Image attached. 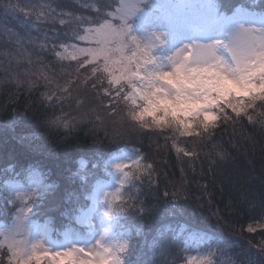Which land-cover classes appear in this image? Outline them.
Masks as SVG:
<instances>
[{
    "label": "trees",
    "instance_id": "16d2710c",
    "mask_svg": "<svg viewBox=\"0 0 264 264\" xmlns=\"http://www.w3.org/2000/svg\"><path fill=\"white\" fill-rule=\"evenodd\" d=\"M212 1L229 18L238 8L264 13V0ZM88 2L94 5L85 6ZM115 4L116 0H0V209L11 198L9 181L42 171L61 189L39 198L30 218L50 220L59 234L72 227L77 206L90 204L87 196L93 185L109 177L106 163L111 155L134 146L155 169L151 189L132 188L133 201H143V210L140 204L130 205L121 215L120 224L135 233L137 264L184 261L182 243L192 233L203 239L200 249L212 253L213 264H264L260 102L249 110L256 123L228 109L234 125L222 122L206 144L197 137H180L172 129L133 131L127 119L129 104L117 103L114 90L112 97L103 95L108 74L98 71L92 76L98 64L84 57H55L60 44L80 41L86 25L110 18ZM86 79L97 82V89L87 87ZM125 91H130L128 85ZM58 117L71 126L50 123ZM178 148L194 149L197 155L185 156ZM220 151L226 160L215 155ZM70 170L75 175L71 185ZM66 191L73 197L66 198ZM166 191L178 196H166ZM12 219L13 214L0 213V221ZM164 243L168 247L160 255ZM9 259L8 249H1L0 264H9Z\"/></svg>",
    "mask_w": 264,
    "mask_h": 264
},
{
    "label": "snow or ice",
    "instance_id": "6c2138e0",
    "mask_svg": "<svg viewBox=\"0 0 264 264\" xmlns=\"http://www.w3.org/2000/svg\"><path fill=\"white\" fill-rule=\"evenodd\" d=\"M146 0H116L112 11L108 14L114 19L105 20L97 25L96 28H89L87 32L93 36L103 37L106 41H110L116 46L117 51L121 53V62L125 65L123 73L120 76L113 75L109 72L108 64L105 63L103 68L94 67L92 69V76H95L98 71H103L108 74V85L103 89V95L112 97V91H115V96L112 97L119 103L123 100L127 104L135 105L139 108L136 113L129 112L127 119L131 121L130 130L143 131L148 130H164L172 129L180 137H197L200 138L201 144H206L216 135V130L221 128L223 124H233L235 119L229 115L228 109L235 117L242 114L246 115L250 122L256 123L253 116L249 114V110L257 108V102H260V107L264 108V92L257 93H237V96H243V99L234 100L231 103L224 101V106L216 105V111H201L204 119L199 122V126L193 123H185L183 120L176 121V127L169 126L167 120L160 118L154 119L152 124L144 123V117L141 113L145 112L149 105L152 104V97L156 93L166 91L161 85L168 84L172 87H180L177 84V78L183 77V70L190 64L195 67L210 66L211 62L220 63L222 67L226 68L229 73H238L241 78L255 73L254 65L264 60V30H257L252 27H245L243 23L233 31L228 32L230 36L228 43H224L221 39L213 40L212 42H198L199 40H191L184 42V35L181 32L175 31L172 34L171 40L167 39L170 36L169 32L152 31L149 34L147 43L141 41L140 37L133 34L130 20L137 17L142 10V5ZM255 6V5H254ZM216 12L225 15L220 11L219 6L216 7ZM39 19V17H38ZM151 23V21H145ZM64 23L63 20L60 21ZM87 36H81L80 39H87ZM45 47V45H41ZM64 52H67V48ZM171 47L170 54L165 52L162 55H157L159 49H168ZM223 49L229 53L225 57L221 55L220 50ZM61 58L63 53H57ZM71 59L76 60L80 56L91 57L87 61L92 63L96 59V52L93 49L74 47L73 53L70 54ZM107 60V58H106ZM193 61L195 63L193 64ZM261 86L264 87V76L259 77ZM183 84L188 85V79H182ZM87 87L93 90L97 89V82L93 81L89 84L88 80L84 81ZM103 83V81H100ZM195 82H192L194 84ZM255 82L253 81V84ZM125 85L130 86V91H125ZM65 92L68 89H64ZM179 98V97H177ZM46 99H51V95H46ZM143 101V106L140 102ZM81 107L83 103L81 102ZM114 108V106H112ZM113 115L117 113L113 111ZM261 130L264 131V112L260 113ZM50 123L59 124L63 128H69V122H63L62 118H57ZM215 148V145H213ZM178 153H183L185 156L195 157L197 153L195 150L188 151L185 148H178ZM212 155L211 152L208 153ZM215 155L221 161L226 160V153L223 151L216 152ZM119 157L113 155L110 168L118 175V187L114 193L106 194L104 199V207L106 210V217L111 221L114 217L120 216L125 209L130 205L140 204V209L143 210V201L136 199L133 201L131 195L128 199H124V194L130 192L131 188H140L141 186L151 189L153 180V173L155 169L152 164L142 163L146 161L147 157L136 153L133 157L125 162H117ZM75 180V175L69 171L67 183ZM145 181L147 184L145 185ZM127 185V187H125ZM61 185L55 181L49 186L48 191L41 189L39 191L40 198L48 195L49 192L55 194L59 192ZM91 192V187L86 189ZM166 196L171 195L173 198L178 196V193H164ZM66 198H72L73 193L66 191ZM37 193L33 192L30 198V203L25 205V209L20 211L33 212L32 204L36 203L35 197ZM11 205V207H8ZM17 211L15 203V195L5 201L4 208L0 209V213L7 212L11 216ZM81 208L77 206L74 211L72 227L65 229L59 234L55 230H49L44 234L47 239L53 235L56 236L55 242L86 240L89 238L92 231V225L89 220L81 219ZM26 221L30 219L25 218ZM37 227H41L37 225ZM253 229L249 228V231ZM3 236H0V240ZM7 248L10 259L9 264H137L135 259L136 248L131 239H123L111 243H105V236L96 239L91 245H84L80 243L71 242L66 247L61 249L46 247L41 239L31 242V246H22V242H17L14 238L9 239L8 242L0 243V249ZM168 245L162 244L159 249V254L164 255ZM264 252V248L261 249ZM212 253L204 257H190L187 264H213L211 260ZM153 264H157L153 260Z\"/></svg>",
    "mask_w": 264,
    "mask_h": 264
},
{
    "label": "rangeland",
    "instance_id": "374dc122",
    "mask_svg": "<svg viewBox=\"0 0 264 264\" xmlns=\"http://www.w3.org/2000/svg\"><path fill=\"white\" fill-rule=\"evenodd\" d=\"M132 2L133 0H129V3ZM88 5L94 4L88 2L85 6ZM236 10L234 17L229 18L227 15H221L216 12V5L212 0H151L149 6L142 5L141 12L137 17L130 20L129 23L132 25L133 34L140 37L144 43H147L149 34L152 31L169 32L170 36L167 38L169 40H171L175 30L184 35V42H190L194 39L199 40L198 42H212L213 40L221 39L224 43H228L230 40V36L227 35L228 32L238 28L241 23L245 27H252L258 31L261 29L264 30V13H256L243 8ZM40 12L42 13V11ZM106 20H112L113 23L116 22L111 17ZM146 20L151 21V23H146ZM96 27L97 25H86L81 36H87V39L79 38L80 41L76 43L60 44L54 52L55 57L64 60L71 59L70 54L73 53L74 47L93 49L96 52V59L93 62L98 64L99 68H103L105 63H107L111 74L116 76L122 75L125 65L121 62V53L117 51L116 46L110 41H106L103 37L93 36L87 32V29H94ZM61 45L67 48V52H64V48ZM166 51L170 54L171 47L168 49H159L156 54L162 55ZM57 53H63V56L67 58H61ZM220 53L225 57L229 56V53L223 49L220 50ZM80 57L87 58V60L92 59L87 56ZM136 153L144 156L138 148L130 146L113 153L107 160L106 164L108 166L109 177L99 179L93 185L92 192L87 196L89 197L90 204L81 209L80 218L89 220L92 225V231L86 240L55 242V235L47 239L44 234L54 229L51 221H32L30 216L33 212L20 211L25 209L26 204L30 203L33 192L37 193L35 197L36 203L31 205L34 209L40 198L39 191L41 189L45 191L49 189L51 183L47 181L46 174L39 170H32L25 180L9 181L10 195L11 198L15 195L17 211L13 213V219L10 222L0 221V236H3L0 243L6 244L9 239L14 238L17 242H22V246L30 248L31 242L41 239L44 241L46 247H53L59 250L62 247L68 246L71 242L91 245L101 236H105V243L123 239L132 240L135 233L120 224L122 214L114 217L111 221L107 219L104 199L106 194L114 193V190L118 187V175L110 168L113 155L119 157L117 162H125ZM142 163L149 164L147 160L142 161ZM84 164L85 162H81V165ZM129 195L132 198L135 196L132 188L130 192L124 194V199L127 200ZM26 217L30 219L26 221ZM37 225L41 227H37ZM180 234L181 231H178L177 236ZM182 245L185 252L183 254L184 261L178 262L177 264H187V260L190 257L200 258L208 256L209 254V252H203L200 249L203 245V239L193 233L185 239Z\"/></svg>",
    "mask_w": 264,
    "mask_h": 264
},
{
    "label": "clouds",
    "instance_id": "9594fccd",
    "mask_svg": "<svg viewBox=\"0 0 264 264\" xmlns=\"http://www.w3.org/2000/svg\"><path fill=\"white\" fill-rule=\"evenodd\" d=\"M253 67L256 69L255 73L241 78L238 73H229L220 63L211 62L210 66L195 68L190 64L183 70V77L176 80L180 87L161 85L166 91L158 92L152 97V104L141 113L144 123L152 124L154 119L163 118L172 128L176 127L175 122L179 120L199 126V122L204 119L200 110L216 111V105L223 107L225 100L231 103L243 99L237 93L264 92L259 79L264 76V60ZM185 78L189 81L188 85L181 82ZM140 105L143 106V101ZM138 111L137 106L129 104L128 113Z\"/></svg>",
    "mask_w": 264,
    "mask_h": 264
}]
</instances>
